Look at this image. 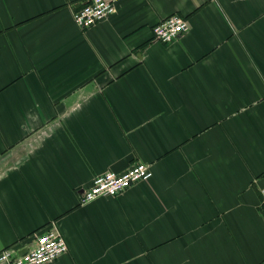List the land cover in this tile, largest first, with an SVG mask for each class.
Returning a JSON list of instances; mask_svg holds the SVG:
<instances>
[{
    "label": "crops",
    "instance_id": "1",
    "mask_svg": "<svg viewBox=\"0 0 264 264\" xmlns=\"http://www.w3.org/2000/svg\"><path fill=\"white\" fill-rule=\"evenodd\" d=\"M87 2L0 0V250L55 224L46 264L262 263L264 0H120L84 29ZM174 13L189 30L154 39Z\"/></svg>",
    "mask_w": 264,
    "mask_h": 264
},
{
    "label": "built area",
    "instance_id": "2",
    "mask_svg": "<svg viewBox=\"0 0 264 264\" xmlns=\"http://www.w3.org/2000/svg\"><path fill=\"white\" fill-rule=\"evenodd\" d=\"M119 1L88 0L84 6L74 11L73 20L84 29L91 27L113 14ZM188 28H190L189 20L178 13H174L156 23L152 30L154 39L167 43L186 33ZM152 174L151 165L142 162H136L122 172L106 171L95 176L91 187L84 190L82 201L86 203L101 196H116L133 183L149 180L153 176ZM261 194L264 209V188ZM68 249L67 240L57 226L53 224L48 230L37 235L35 243L23 255L9 248L0 250V262L7 264H46L65 254ZM260 264H264V261Z\"/></svg>",
    "mask_w": 264,
    "mask_h": 264
},
{
    "label": "water",
    "instance_id": "3",
    "mask_svg": "<svg viewBox=\"0 0 264 264\" xmlns=\"http://www.w3.org/2000/svg\"><path fill=\"white\" fill-rule=\"evenodd\" d=\"M26 252H27V249L24 250V251H21L20 254L23 255V254H25Z\"/></svg>",
    "mask_w": 264,
    "mask_h": 264
}]
</instances>
